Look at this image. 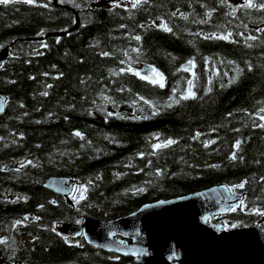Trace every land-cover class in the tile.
<instances>
[{
  "label": "trees",
  "instance_id": "trees-1",
  "mask_svg": "<svg viewBox=\"0 0 264 264\" xmlns=\"http://www.w3.org/2000/svg\"><path fill=\"white\" fill-rule=\"evenodd\" d=\"M103 1L0 4L11 53L0 68V264H123L82 237L65 243L58 225L220 184L243 196L224 223L264 227V0ZM140 65L164 86L135 75ZM189 81L195 96L181 100ZM50 176L83 185L84 199L66 204L43 188Z\"/></svg>",
  "mask_w": 264,
  "mask_h": 264
},
{
  "label": "water",
  "instance_id": "water-1",
  "mask_svg": "<svg viewBox=\"0 0 264 264\" xmlns=\"http://www.w3.org/2000/svg\"><path fill=\"white\" fill-rule=\"evenodd\" d=\"M9 57L8 48L0 50V67ZM185 68L190 70V66ZM139 73L149 76L150 67H140ZM5 104L6 97L0 93V114ZM12 168L14 165H9L4 171ZM42 186L73 205L68 197L74 183L68 177L50 176ZM226 189L227 186L220 184L156 200L114 219L84 217L80 224L63 222L58 226V233L64 238L83 233L82 238L88 246L131 258L125 264H264V227L224 229L221 217L243 197L230 194Z\"/></svg>",
  "mask_w": 264,
  "mask_h": 264
},
{
  "label": "snow or ice",
  "instance_id": "snow-or-ice-1",
  "mask_svg": "<svg viewBox=\"0 0 264 264\" xmlns=\"http://www.w3.org/2000/svg\"><path fill=\"white\" fill-rule=\"evenodd\" d=\"M16 2H20V0H0V4H2V5H9L10 3H16ZM34 2H35V0H23V3H26V4H33ZM139 3H140V0H132L133 7H135V6H136L137 4H139ZM115 6H118V5H115ZM244 6H245V7H255L256 5L253 4L252 0H245V4H244ZM260 7H261V8H264V4H261ZM160 27H162L163 30L166 31V32H170V31H171V29L168 28L167 25H165L163 22H161ZM42 31H43V30H42ZM228 35H231V33H229ZM228 35H225V36H219V37H216V38H217V39H224V40H226V39L228 38ZM206 38H209V37H206ZM135 39L139 40L140 37L137 36V37H135ZM249 39H254V37H249ZM134 51H135V49H134ZM104 55L106 56V55H108V53H104ZM229 63H231V62H229ZM187 64H188V65H192V64H193V61H192V60H189V61H187ZM181 67L184 68L183 65H182ZM184 70L187 71V68H184ZM128 71H129V72H134V70L131 69V68H129ZM150 71H151L152 73L155 74V77H156V78H152V77H149V76H142L139 72H134V74L137 75V76H140L141 79H148L150 83H153V84H159L160 87H163V86H164V85H163V79H164L163 75H162L161 73H159V72H158L156 69H154V68H150ZM237 71H239V70H237ZM235 79H236V77H233L232 80L229 81V83L234 82ZM188 83H189V88L186 89L185 92L180 96V99H181V100H186V99H189V98H192V97L195 96V93L191 90L192 81H189ZM223 86H224V85H222V87H223ZM169 99L171 100L172 98L170 97ZM145 103H148V101H145ZM171 106H172L171 103L165 105V107H171ZM260 111H261V112H264V108H261ZM156 114H157V113L154 111V112H153V115H156ZM144 118L147 119V117H144ZM261 119L264 120V116H262ZM258 126L261 127V128H264V123H262V124H260V125H258ZM75 135L79 136L80 133H79V132H76ZM173 143H175V141H173V140H171V139H168V140L164 141V142L161 143V144H153V145H152V148L155 150V149H157V148L167 147L168 145L173 144ZM239 144H240V141L237 140V141L235 142V144L233 145V147L235 148V147H237ZM234 158H235L234 156L230 157V159H234ZM97 179H99V177H97ZM243 186H244V184H243V182H241L240 184L234 185L233 187H235V188H242ZM226 190H227L230 194L232 193V189H231V188H227ZM84 191H85V189H84V186H83V185H81V186L78 187V188H76V187L73 188V192L79 193V198H80V199H84ZM133 191H134V192H143L144 189H143V188H139V189H134ZM72 199H73V200H76L77 197L74 195V196L72 197ZM181 199H183V197H181ZM168 202H170V201H168ZM50 203H51V202H50ZM159 203L163 204V203H166V201H160ZM147 207H149V206H148V205H145V208H147ZM233 208H235V205L233 206ZM240 208H241V211L244 210V209H243V200L240 201ZM252 211H253V212H256V209H252ZM258 214H259L260 216H264V211H260ZM25 219H27V217H25ZM36 219H38V217H37ZM203 219L207 220V217H204ZM15 223L18 224V223H20V222H19V221H16ZM237 226H238L237 224H232V225H231V227H233V228H235V227H237ZM78 234L81 235V236L84 235L83 233H78ZM109 235H112V233H109ZM85 239H87V237H85ZM67 242H68L67 239H65V243H67ZM0 243H3V241L0 240ZM102 246H103V245H101V247H102Z\"/></svg>",
  "mask_w": 264,
  "mask_h": 264
},
{
  "label": "rangeland",
  "instance_id": "rangeland-1",
  "mask_svg": "<svg viewBox=\"0 0 264 264\" xmlns=\"http://www.w3.org/2000/svg\"><path fill=\"white\" fill-rule=\"evenodd\" d=\"M17 3H23V0H20V2H17ZM116 3H120V4H123V5H132V0H104L103 2L100 3V5H105V6H109V5H112V4H116ZM137 72V71H136ZM149 77H152V78H156L155 77V74L154 73H151L149 75ZM76 196L77 199L76 200H73L72 197L73 196ZM70 200L74 201L75 203H79L80 202V198H79V193H76V192H73L71 193L70 197H69ZM90 215H92L93 217L95 218H99L102 216V213L101 211H98V210H92L91 212H89ZM224 223V222H223ZM263 223V222H262ZM224 226L226 229H230L228 228L229 226L231 227V223H227L225 222L224 223Z\"/></svg>",
  "mask_w": 264,
  "mask_h": 264
},
{
  "label": "flooded vegetation",
  "instance_id": "flooded-vegetation-1",
  "mask_svg": "<svg viewBox=\"0 0 264 264\" xmlns=\"http://www.w3.org/2000/svg\"><path fill=\"white\" fill-rule=\"evenodd\" d=\"M96 250V249H95ZM131 260V258H128V260L127 261H130Z\"/></svg>",
  "mask_w": 264,
  "mask_h": 264
}]
</instances>
